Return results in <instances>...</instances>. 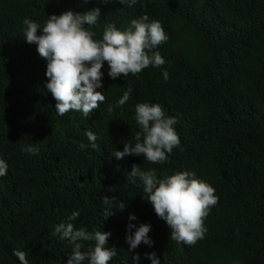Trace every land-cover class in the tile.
Masks as SVG:
<instances>
[{
  "label": "trees",
  "instance_id": "trees-1",
  "mask_svg": "<svg viewBox=\"0 0 264 264\" xmlns=\"http://www.w3.org/2000/svg\"><path fill=\"white\" fill-rule=\"evenodd\" d=\"M96 8V39L108 23L124 30L144 15L160 21L168 41L156 50L166 63L113 80L105 62L97 89L105 102L88 117L60 116L45 87L47 61L23 38V20L43 25L48 15ZM1 41L0 158L8 170L0 177V264H20L14 249L26 251L29 264H67L74 245L51 233L72 211L86 230L112 233L108 247L117 256L110 264H134L136 254L137 264H152L145 255L152 252L161 264H264V0H137L132 7L118 0H0ZM129 88V101L115 107ZM138 103H158L177 120L181 143L164 164L112 154L140 131ZM89 130L97 134V148L81 149ZM30 144L39 152L22 151ZM133 164L155 169L158 178L193 171L215 188L219 202L204 222L203 239L194 246L170 240L171 229L142 197L140 182L126 183ZM105 195L116 197L109 217ZM130 223L151 224L153 246L142 243L130 252ZM79 243L87 251L94 242Z\"/></svg>",
  "mask_w": 264,
  "mask_h": 264
},
{
  "label": "clouds",
  "instance_id": "clouds-1",
  "mask_svg": "<svg viewBox=\"0 0 264 264\" xmlns=\"http://www.w3.org/2000/svg\"><path fill=\"white\" fill-rule=\"evenodd\" d=\"M104 3L110 0H102ZM120 4L132 7L137 0H118ZM101 16L99 8L87 13H74L72 10L60 15H48L43 25L30 18L23 20V38L29 44L37 46L40 58L47 61L46 90L56 101V113L60 116L69 111L82 113L88 117L105 102V95L97 91L103 87V67L108 64V75L113 80L129 74L138 76L148 67L160 68L166 61L156 50L158 46L168 41V36L158 20L149 22L147 15L133 19L130 27L120 30L114 23H108L102 38L96 39L91 30ZM5 43L0 42V57L5 53ZM164 80L169 79L167 70L163 72ZM123 81V78H122ZM132 89L123 92L115 107L125 105L131 96ZM108 112L114 110L109 105ZM134 119L140 131L124 143L123 151L116 150L112 154L116 159L127 156H140L151 164H164L174 148L181 141L175 129V117L166 116L158 103H138L135 106ZM89 142L81 143V149L97 148V134L86 131ZM25 153L36 154L39 147L22 146ZM8 164L0 158V177L7 175ZM143 187L142 197L153 207L155 214L164 220L171 229L170 240L194 246L205 237L207 228L205 220L212 208L219 202L215 188L207 181L197 177L193 171H180L172 175L158 178L155 169L142 170L140 165L133 164L127 171L126 183ZM104 205L113 209L116 197L105 195L101 197ZM118 207L123 210L125 204ZM79 212H69L64 218L53 223L52 235L64 246L74 245L67 264H83L86 259L89 264H110L117 256L116 248L108 247L111 232L103 230L88 231L78 222ZM135 215L130 220H135ZM126 242L132 252L142 243L153 246L149 233L151 224L141 223L138 227L129 224ZM135 229L133 232L132 230ZM94 242L87 251H82L83 244L79 242ZM13 255L20 264H29L28 253L19 249L13 250ZM146 258L152 264H161L155 252L146 253ZM134 264L140 259L139 254L132 257Z\"/></svg>",
  "mask_w": 264,
  "mask_h": 264
},
{
  "label": "bare ground",
  "instance_id": "bare-ground-1",
  "mask_svg": "<svg viewBox=\"0 0 264 264\" xmlns=\"http://www.w3.org/2000/svg\"><path fill=\"white\" fill-rule=\"evenodd\" d=\"M239 47H241V45L239 46ZM245 47V46H244ZM241 48H243V47H241ZM238 49H240V48H238ZM166 113V112H165Z\"/></svg>",
  "mask_w": 264,
  "mask_h": 264
}]
</instances>
